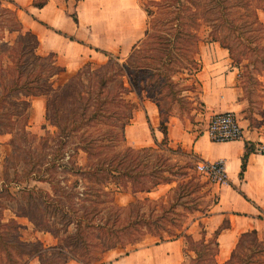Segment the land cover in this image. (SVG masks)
<instances>
[{
  "label": "trees",
  "instance_id": "obj_1",
  "mask_svg": "<svg viewBox=\"0 0 264 264\" xmlns=\"http://www.w3.org/2000/svg\"><path fill=\"white\" fill-rule=\"evenodd\" d=\"M9 1L16 6L13 9V23L4 24L0 21L2 22L0 26H5L10 31L24 30V34L28 36L26 38L20 34L18 37L10 83L6 82L0 71V118L7 115L6 117L12 120V115L21 113V109L17 106L29 105L32 96H43L44 117L57 126L60 143L71 134L78 132L80 140L78 146L90 156V160L84 166L78 165L74 169L87 180V183L82 184L83 190L77 192L85 193L81 199H88L87 189L92 187L93 191L90 195L95 196L94 198L100 202L107 201L102 197L112 191L105 189L106 182H112L116 187L121 186L131 192H149L160 183L176 180L178 171L173 169V166L177 164L171 162L170 156H163L158 152H167L171 155L177 153L178 149L168 142L169 105L156 99L149 87H145L146 96L155 98L158 106V127L163 133L161 140L137 147L127 144L117 152L102 151L103 149H100L99 144L96 143L97 138H90L86 133L88 127L103 122L104 117L110 114L109 104L115 102L124 104L128 110L127 119L122 124L124 130L125 124L132 116V110L137 106V103L126 95L135 92L138 97L140 96L138 87L141 77L144 76L143 68L149 76L157 74L163 76L168 70H174L175 65L188 67L195 64L194 68L197 72L201 65L195 53L199 52L200 35L197 30L201 24L206 23L210 26L209 40H218L223 47L230 50L223 38L217 35L228 19V6L246 8L248 10L246 13L252 16L251 21L258 22L259 25L262 23L258 20L257 9L264 10V0H140L147 14L145 38L141 40L140 45L136 46V42L132 45L128 56L121 63L117 61L119 59L117 54L103 50L108 59L95 67L94 87L91 89L93 94L83 97L82 90L89 91L91 86V81L85 83L83 76L94 61L88 60L75 72L70 73L66 81L56 85H54L55 79L51 77L65 72V67L56 57H51L54 55L53 52L36 54L40 57L37 66L34 69L28 68V57L30 53L36 52L39 40L30 29H24L17 14V9L21 6L13 0ZM47 1L32 0V5L42 7ZM73 1L75 6L78 0ZM65 10L75 21H78L75 8ZM2 44L4 42H0V45ZM45 66L49 67L46 73H44L47 69ZM129 66L134 69L135 77H130L126 72ZM120 72L126 75L127 84L122 82L118 86L119 91L113 92L109 89V83L113 82ZM199 102L202 106L200 111H203L204 103L201 100ZM190 104L191 110H199L197 106ZM11 105L15 108L10 109ZM0 124L7 128L4 123ZM254 145L253 141L245 140L240 175L246 168L248 154L255 150ZM46 162L49 163V160ZM44 170L39 168L33 177L49 182L51 192L40 187L25 186L21 188L20 196L30 202L27 214L34 226H42L36 219L35 209L49 208V213L53 216L57 215V219L54 224L47 221L46 230L56 237H59L60 232H64V235L60 237L59 242L50 245L49 257H44L41 254L44 247L39 241L20 239L18 230L14 231L17 236L15 239L6 241V236L14 233L0 231V250L6 254H11L9 249L11 246L14 252L20 250L21 257L27 253L26 248L31 247L38 255L39 264H50L59 257H62L63 264L68 258L80 264H102L104 260L101 254L105 251L118 245L121 247L131 245L136 248V244L149 234L157 237V240L182 237L185 243L189 242L194 256H191L188 263L182 264H220L216 258L219 248L217 236L225 225H219L209 237H206V231L203 229L201 237L194 239L186 230L188 226H184L182 220L173 216L180 214L176 211L175 196L168 194L166 198L158 199L145 196L142 199L129 201L126 205L101 206L91 213L85 210L83 203L75 207L71 201V194L76 192L72 188L80 183L79 178H76L72 185H64L49 174L42 175ZM243 195L246 196L244 193ZM110 200L113 201L112 198ZM103 208H106V211H103ZM129 251L128 249L124 253ZM263 252L264 237L260 236L255 228L246 230L240 233L229 258L223 264H264ZM255 254H258L257 257H253ZM1 262L4 264L3 261Z\"/></svg>",
  "mask_w": 264,
  "mask_h": 264
},
{
  "label": "rangeland",
  "instance_id": "obj_2",
  "mask_svg": "<svg viewBox=\"0 0 264 264\" xmlns=\"http://www.w3.org/2000/svg\"><path fill=\"white\" fill-rule=\"evenodd\" d=\"M15 7L9 0H1L0 21H3L4 24L13 23V9ZM68 8H73L72 1L68 4ZM227 11L228 19L224 22L217 35L223 38V41L230 47L228 53L230 62L236 70L238 96L243 102L241 115L253 127L257 126L264 118V10L257 9L258 20L262 23L261 25L258 22L251 21L252 16L246 13L248 12L246 8L230 5ZM209 30L210 26L206 23L201 24L197 30L200 35V40L198 41L199 51L200 45L210 39ZM20 34L26 38L28 36L24 34V30L10 31L5 26H0V42H4V44L0 45V71L7 83L11 82L13 57ZM144 38L145 33L136 41V46L140 45L142 43L141 40ZM130 51L131 49L125 53L115 52L119 56L117 61L123 62ZM36 54L44 53L40 50L38 51V48L36 52L30 53L27 60L28 68L30 69H34L40 60V57ZM195 56L197 57L196 53ZM51 57L54 58L55 55ZM99 57L92 60L94 62L91 64V68L84 73L85 83L89 80L91 81V86L89 91L82 90L83 97L93 94L91 89L94 87L95 67L108 59V56H105L102 52L99 53ZM194 66L195 64L188 65V67L175 65L174 70H168L163 76L160 74L149 76V74L145 73V68H143L144 76L141 77L142 80L138 87L140 96L138 97L135 92H131L126 97L138 103L142 96H146L145 87H149L156 99L169 105L170 115L177 116L184 127L191 130L199 129L204 124L205 116L200 113L202 109L199 102L201 100L200 85L196 79ZM45 68L47 69L44 70V73L48 71L49 67L45 66ZM126 69L130 77H135L134 69L131 66ZM69 75L70 73L68 72H60L51 77V79H55L54 85H56L66 81ZM165 77L166 79L164 80ZM122 82L127 84L126 75L120 72L116 75L115 80L109 83V89L113 92H118V86ZM41 98H43L44 103V97L41 96ZM190 103L193 106H197L199 110H191ZM37 106L36 102L34 104L32 96L29 105L17 106L18 109H21L20 114L9 115L12 120H9L6 117L7 115L0 118V123L7 125V128H5L4 125L0 124V231L3 233H14L6 236V241L15 239L17 236L14 231L18 230L20 239L39 241V244L44 247L41 254L44 257H49L50 245L59 242L61 240L60 237L64 235V232H60L59 237H56L46 230L47 221L50 224H54L57 219V215L53 216L49 213V208L46 210L43 208L35 209L36 219L42 226H34L27 214L30 202L20 196L21 188L25 186L40 187L51 192L49 182L33 177L39 168L45 169L42 175L46 176L49 174L64 185H72L73 181L79 178L80 183L75 188H72L76 192L71 194V201L75 207L83 203L86 209L84 207L81 208L88 212H95L96 209L98 210L101 206L106 207V205H126L129 201L142 199L145 196L158 199L160 197L166 198L169 194L177 198L176 211L180 213L173 216L182 220L184 226H188L186 230L190 232L194 239L201 237L203 229L208 231L205 217L217 199V189L214 182L207 175L197 170L196 165L199 158L190 149L183 148L180 144L169 142V145L178 149L177 153H171L170 155L167 152H158L163 154V156H170L171 162L177 164L173 166V169L178 171L176 180L160 183L149 192H131L121 186L116 187L112 182H106L105 189H112L109 194L102 197L106 198L107 201L100 202L94 198L95 196L90 195L91 191H93L92 187L87 189L89 191V194H87L88 199H81L85 193H78L77 190H83L82 184L87 183V180L82 178L80 173H76L74 169L78 165L84 166L90 160V156L78 146L80 141L78 132L71 134L64 142L60 143V134L57 126L44 117V104L42 109L36 108ZM11 108L14 109L15 106L11 105ZM108 109L110 114L104 117L103 122L92 124L88 127L86 133H88L90 138H97L96 143L99 144L100 149H103L102 151H121L127 145L122 124L127 119L128 110L124 104H116L115 102L114 104L110 103ZM46 160H49V163ZM23 194L26 195V193ZM111 198L113 201L110 200ZM103 211H106V208H103ZM200 222H202V225H200ZM210 234L211 232H206V237H209ZM154 239H157V237L148 234L135 247L145 242H152ZM183 244L185 257L182 263H188L191 256H194V251L190 248L189 242H184V238ZM9 249L11 251L10 255L0 250V264L2 263L1 261L4 264L9 262L10 264H39L38 255L35 254L33 248H26L27 253L21 257L20 250L19 252H14L11 246H9ZM128 249L132 250L133 247L131 245L126 247L118 245L109 254L102 253V260L105 261L116 255H122ZM256 255L258 254L253 257H257ZM72 261L73 259L68 258L65 264H70ZM219 263L223 264L224 262ZM50 264H63L62 257L57 258Z\"/></svg>",
  "mask_w": 264,
  "mask_h": 264
},
{
  "label": "crops",
  "instance_id": "obj_3",
  "mask_svg": "<svg viewBox=\"0 0 264 264\" xmlns=\"http://www.w3.org/2000/svg\"><path fill=\"white\" fill-rule=\"evenodd\" d=\"M13 1L21 6L17 14L23 27L38 38V51L53 52L68 73L75 72L88 60L100 58L99 53H104L103 50L113 53L129 51L146 29L147 14L140 0H78L75 6L73 0H48L42 7L32 5V0ZM70 1L72 9L68 8ZM66 8L76 9L78 21L66 12ZM197 57L201 66L196 78L200 85V99L204 103L200 112L205 116L204 124L191 130L171 114L167 135L168 142L190 149L199 159H221L224 163L226 181L214 183L218 196L205 217L207 233L212 234L219 225H225L217 236L219 248L216 254L218 262H224L241 232L255 228L264 237V151H251L243 174L239 173L245 140L264 143V118L252 127L241 115L243 102L238 96L236 70L227 48L217 40H208L200 45ZM33 101L38 105L36 108L42 109L43 104L45 108V99L43 103L41 96H33ZM224 110L236 112L244 128L242 138L216 141L206 133L209 115ZM158 125L156 101L142 96L132 110L130 121L125 124L126 143L137 147L159 141L163 133ZM112 249L104 254H109ZM184 257L182 237L154 239L128 253L108 258L102 264H180ZM70 264L80 263L73 260Z\"/></svg>",
  "mask_w": 264,
  "mask_h": 264
},
{
  "label": "built area",
  "instance_id": "obj_4",
  "mask_svg": "<svg viewBox=\"0 0 264 264\" xmlns=\"http://www.w3.org/2000/svg\"><path fill=\"white\" fill-rule=\"evenodd\" d=\"M205 131L212 140L224 141L242 138L244 128L235 111L224 110L209 115ZM254 148L255 151L263 152L264 143H255ZM196 167L199 172L207 175L214 183L221 184L226 181L224 163L221 159L213 161L199 159Z\"/></svg>",
  "mask_w": 264,
  "mask_h": 264
}]
</instances>
